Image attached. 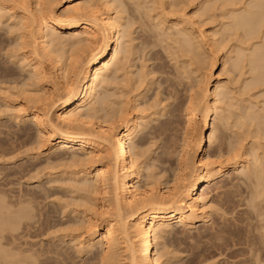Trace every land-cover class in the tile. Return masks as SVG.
<instances>
[{
    "label": "bare ground",
    "instance_id": "1",
    "mask_svg": "<svg viewBox=\"0 0 264 264\" xmlns=\"http://www.w3.org/2000/svg\"><path fill=\"white\" fill-rule=\"evenodd\" d=\"M3 1L0 0V8L2 7L3 10L6 9V11L11 12L12 7L6 6L5 8ZM18 1L16 0L17 3H15L13 0V3L19 4L20 1L19 3ZM65 1L66 4L62 14L55 12L61 0H33L30 6H24L21 3L25 2L21 0L20 4L23 6L18 5L21 8L18 17L15 18L14 27L22 32L17 36V45L20 46V49L28 45L31 48L28 51V55L30 54L33 57L31 59L33 61L28 65L31 66V73L34 76V78L32 76V79H35L34 83L40 82L37 83L40 84V87L38 86L40 92H37V94L34 92L35 94L31 97L28 94L29 99L26 98L25 100L32 104L26 103L31 105L29 110H26L19 103L16 111L17 114L22 112L19 115L21 117H19L20 120H32L35 130L46 140L49 151H60L62 154H68V160L71 163H77L82 167L76 173L80 178L76 177L74 179L77 189L85 194L82 202L92 207L95 205V199L91 195H100L101 206L98 210L94 209L95 216H98L97 220L83 216V220L88 226V232L86 231L85 240L80 243L85 245L86 253H90L89 259H87L88 263L113 264L117 256H119L117 251L123 249L126 253L128 264H166L168 256L161 252H155L157 249L155 246H158L167 228L173 224L191 227L194 223L206 221L208 215L200 209V202H204L205 196L210 192L212 180L226 172L229 173V171H235L239 168H242L245 178L248 181L250 180L249 184L253 182V186L250 185L249 191H246L247 196L239 198L241 204H243L241 201L243 198L245 200L244 203L247 201L246 208L249 211H245V209L236 211V207L241 205L238 204L239 201L238 203L235 202L240 194L237 195L238 197L235 194L236 199L233 198L234 194H232L233 196L231 195L230 189H236L235 186L237 185L232 183L229 186L231 188L222 192L224 197L222 199L227 205L222 201L224 206H226L225 210L228 207L231 214L234 215L236 213L238 216L237 221L243 226H245L244 223L250 217L252 218L253 210L254 214L255 211L259 212L260 210L263 213L264 158L258 157L257 153L253 154V150L251 159L248 160L244 153H239L237 146L233 144L229 146L227 144L226 133L213 121L216 119V117H213L217 110L216 102L226 87L218 80L212 91L215 97L214 101L208 100L210 94L208 93L207 83L202 87L200 99L196 100L191 95L187 100L186 106L189 110L190 118H188V125L190 126L193 123L191 120L195 119V112L202 109V111L200 110L201 115L198 122L200 124H192L193 127L191 129L196 132L195 134L188 130L189 127H187V130L191 132L187 137H190V140L195 142V144L189 147V152L182 151L179 157L178 173L174 178V182L167 186L165 192H161V190L156 188L142 187L140 183L143 169L141 162H138V155L136 154L134 157L129 158V151L135 145L137 147L144 144L150 134L157 137L167 135L176 126V111L179 105H175L171 109L168 119L162 120L147 132H142V129L147 124L145 121H139L143 120L142 118L132 117L127 119L125 117L126 109L119 97H116L109 110L105 107L102 109L105 114H99L100 109L96 107H98L97 105H102L104 101L99 93V85L109 80L110 74H117L122 71L134 52L133 38L130 37L133 33L131 30L132 23L130 21L126 23L122 21L124 18L122 16V13H124L122 3L114 6V9H116L114 12H111L109 6L99 12L96 0H77L76 3H73V0ZM223 2L232 7L228 15L229 22L223 29L224 32L230 30L240 31V34L236 33L240 37L238 40L241 39L239 43L246 45V47L239 46L235 51L233 66L238 67L246 60L249 73L251 74V80L247 85L255 86L263 83L264 0H223ZM105 5H109V2L106 1ZM136 5L141 4L136 2ZM183 21V19L172 20V24L168 29H173V26L177 28L176 37L172 41L176 44L178 50L199 58V51L203 45H206V39H204V35L201 32H193L192 27L181 26ZM163 23L164 21L161 20L154 24V28L157 30L156 42L162 41L165 37L171 35V32L165 31L164 33L163 29L159 27ZM215 35L214 33L209 35L210 38L207 40L214 46H218ZM124 38L126 39L125 41H123ZM251 40H256V43H251ZM143 41L144 48L156 43L147 39ZM54 48L62 51L68 48L67 50H70L71 54H67L62 59L55 55ZM140 50L143 49L140 47ZM43 60L49 61V67L43 65ZM214 60L211 62V67H213ZM223 65H225V61ZM0 69H2L0 72L4 73L8 68L1 67ZM9 71H7V74L5 73L6 75L3 78H0V81L5 82L8 76H11V74L9 75L11 69ZM1 73L0 76L2 77L3 73ZM12 73H15V71ZM15 74L17 75V72ZM15 74L11 77L14 78ZM5 76L7 77L6 79H4ZM14 79L16 82V78ZM9 80H12V78L8 79V82ZM57 105L59 106L58 112L54 113L53 109ZM245 116L247 120L255 122L260 126V129L264 130V109L262 114L256 111H246ZM94 118L100 119L101 122H95ZM238 124L242 127L244 121L240 120ZM24 131L28 133L27 129ZM23 132L20 135H23ZM214 141H218V158L223 157L224 153L227 154L225 161H212L213 157L217 156V152H208L204 156L203 151L212 147ZM160 161L161 164H164L167 160L164 158ZM16 173L18 174V172ZM219 182L213 184L216 189L220 186H228L226 182H223V184ZM161 184L165 185V182L162 181ZM40 190L42 191V188ZM41 193L37 196L36 191V197H39V199L41 198L40 196L48 197L47 191V194H43L44 196ZM35 194H31L32 196L30 197L35 199ZM27 196L24 195L25 198L21 196L23 198L22 201L19 198V202L29 204V200H24L28 198ZM3 198H0V239L8 242L13 240L14 233L21 228V225L32 228V223L30 224L28 221L33 216H31V210L28 208L30 210L28 211L25 208L26 205L25 207L24 204L21 205L19 203L18 205V200L15 202L19 209H17L18 206L16 207V205L14 207L15 210L12 209V201L10 202V208L9 206L6 207L9 201L5 202L3 200L4 206L1 203ZM34 199L32 200L34 201ZM89 207L83 212L85 213L89 210ZM199 211L202 215H198ZM44 215L47 217L51 214ZM44 215L40 214L39 217L43 218ZM255 215L259 217L260 214L256 213ZM45 216L44 218L46 219ZM251 218L245 224L249 225ZM251 225H249L250 228ZM249 227L247 226V228ZM222 228L215 231V233L219 234H216L215 238L219 237L221 233L223 235L224 232L222 230H225ZM254 228L256 227L254 226ZM231 230L227 232L229 233ZM220 231L221 233H219ZM250 231L247 232L249 235H251ZM236 235L237 233L234 236L236 237ZM262 236L264 238V235ZM16 237L18 238L17 234ZM8 238L11 239L9 240ZM1 240L0 245L5 243L1 242ZM260 241H263V245L264 240L260 239ZM7 242L6 246L8 245ZM14 242L16 241L14 240ZM14 242L9 243L14 244ZM12 244L8 246L12 247ZM4 245L1 246L5 248L6 246L4 247ZM14 245L17 249L20 248L18 245ZM259 245L261 246L260 243ZM1 246V264H23L25 260L27 262V258L23 259L22 257L30 248L25 249V254L22 253L23 256H21L22 254H19L24 249H21L23 250L21 251L15 248V252L13 251L14 248L10 249L12 250L10 251L7 246L8 248L3 250ZM249 246H252V244ZM249 246L247 247L249 248ZM258 248L263 250L262 247ZM260 250L258 252L256 250V253H253L258 255L261 252ZM44 251L46 252V250ZM44 251H41L42 253L40 254H43ZM58 251L56 250V252ZM52 252L53 254L55 253V256H63V252L56 254L52 249L48 254ZM17 253L18 256H16ZM30 253L33 254L29 250L28 254L31 255ZM40 254L38 251V255L36 253L37 258L33 256L35 253L31 256L36 261ZM257 255L254 259L258 258ZM42 256L40 255L39 257ZM65 256V259L68 258ZM32 257L28 259L31 260Z\"/></svg>",
    "mask_w": 264,
    "mask_h": 264
},
{
    "label": "rangeland",
    "instance_id": "2",
    "mask_svg": "<svg viewBox=\"0 0 264 264\" xmlns=\"http://www.w3.org/2000/svg\"><path fill=\"white\" fill-rule=\"evenodd\" d=\"M19 1L21 3V0ZM106 1L109 2V5H105ZM14 2L17 3L16 0ZM22 2H25L21 3L24 6H30L33 0H22ZM65 2V0H61V3L57 5L55 9L57 14H62ZM72 2L76 3L77 0ZM136 2L141 5H136ZM15 3H13V0H4V7L11 6L12 10L8 12L6 9L3 10L2 7V10H0L2 16H0V68H8V72L11 69L9 75L14 76L17 72V75H15L19 77L18 79L16 76L14 77L17 80L16 82L11 76H8V79L12 78L13 81L9 80L8 82L6 76L4 78L6 79L5 82L0 81V198L4 197L1 199V203L4 205L3 200L5 202L9 201L6 207H10L12 201L13 205L11 204V207L15 210V205L17 207L20 203L19 198L22 201L24 195L27 196L28 194V198L26 197L27 199L24 200H29V204H24V202L20 204H24V207L26 205L25 208L31 210L33 218L28 222L32 223L34 227L31 225L32 228L28 227V229L26 226L21 225V228L14 233L12 241H16L14 244L18 245L20 250L24 249V251L21 250L23 252L20 251L19 255L25 254L27 248H30L29 250L33 254L35 253V255L30 254L36 258L38 251L39 254L44 250L46 252L50 250L48 252L50 253L51 249L54 252L56 250H62L60 252H63V256L58 257L53 252L45 254L44 251L43 254H40L44 256L39 257V255L38 259L35 258V261L28 254V250L27 255L25 254L27 257L21 255L23 259L27 258V262L23 260V264H89L87 259H89L90 253H86L85 245L80 243L85 240L88 232V226L84 222L83 216L97 220L98 216H95L94 209L98 210L101 206L100 195H91L95 199L94 206L85 205L86 203L82 202L85 194L77 189L74 182L76 177L80 178L76 173L82 167L77 163H71L68 160V154H62L60 151H49L46 140L35 130L32 120H20L19 115L22 112L17 114L16 109H18L19 103L26 110L30 109L32 104L29 101L26 102L25 99H29L33 94L40 92V84H37L40 82L35 84V79H32L33 74L29 65L32 63L33 60L31 59L33 57L30 54L28 55L31 48L28 45V48L20 49V46L17 45V36L22 31L18 29L17 31L14 27L15 18L20 13L21 7L19 6L23 5ZM96 3L99 12L107 9V6H109L111 12H114L116 4H123L124 13H122V16L124 18L122 21L132 23L131 30L133 33L130 37L133 38L132 44L134 46V52L125 64L124 69L117 74H110L109 80L99 85V93L102 100H104L102 105L96 107L100 109L99 114H105L102 109L105 107L109 110L116 97H119L126 109L125 117L127 119L132 117L142 118L143 120L139 121L147 123L142 132H147L162 120L168 119L171 109L175 105H179L176 111V126L174 125L175 127L167 135H164L165 137L150 134L144 144L137 147L135 145L129 151V158L134 157L136 154L138 155V162H141L143 169L140 183L143 188H156L161 192H165L167 186L174 182V178L178 173L179 157L182 151L189 152V147L195 144L190 140V137H187L191 133L188 130L192 131L191 128L194 123L200 124L198 122L202 109L195 112V119L191 120L193 123L190 126L188 125L190 118L186 106L187 100L191 95L196 100L200 99L202 87L207 83L208 93L210 94L208 100L214 101L215 97L212 91L217 80L226 87L216 102L217 110L213 115L216 119L213 121L226 133L227 144L237 146L239 153H244L248 160L251 159L253 150V154L257 153L258 157L264 158V130L260 129V126L255 122L247 120L245 116L246 111H256L262 114L264 109V82L255 86L247 85L251 80V74L246 60L238 67L233 66L235 51L239 46L246 47V45L239 43L241 39L238 40L240 37L237 34H240V31L230 30L224 32L223 30L229 22L228 15L232 9L231 5L224 4L223 0H96ZM181 19L184 20L181 26L192 27L193 32H201L204 39H206V45H203L199 51V58L178 50L176 44L172 41L176 37L177 28L174 26L173 29L168 28L171 26L172 20ZM161 20L164 23L159 27L163 29L164 33L165 31L171 32V35H168L162 41L156 42L157 30L154 28V24ZM213 33L216 34L218 46H214L207 40L210 38L209 35ZM145 39L157 44L144 48L143 40ZM125 40L124 38L123 41ZM250 42L256 43V40ZM140 47L143 50H140ZM67 49L65 50L67 52L64 53V50L63 52L54 48L55 55L64 59L67 54H71V51ZM213 60L215 62L211 67ZM224 61L225 65H223ZM49 64L48 60H43V65L49 67ZM7 71L2 72L3 74L0 72L3 75L0 78H3ZM14 71L15 73H12ZM10 81L12 82L10 83ZM30 84L32 85L29 86ZM58 107V105L55 106L54 111H52L54 113L58 112ZM93 120L98 123L101 122L98 118ZM240 120L244 121L242 127L238 124ZM187 127H189L188 130ZM26 129L28 133L24 131ZM21 132L27 135H20ZM195 133L193 132V134ZM217 146L218 141H214L212 147L203 151L204 156L208 152H217V156H214L212 161H225L227 154L224 153L223 157L219 159ZM164 158L167 161L161 164L160 160ZM162 181L165 182V185L161 184ZM219 181L221 184L223 182L228 183V186H220L221 188L217 187L216 189L213 184ZM249 181L245 178L242 168L229 171V173L226 172L213 179L210 192L205 196L204 202H200V209L208 215L207 220L194 223L191 227H182L180 224H173L168 227L158 246H155L157 248L155 252H161L168 256L166 264H264V244L262 245L263 241H260V239L264 240L262 238V235H264V228L262 229L264 227V210L263 213L261 210L259 212L255 211V214L259 213L261 215L259 217H256L254 210L252 211L253 214H250L252 218L249 216L251 218L250 223L253 225L252 227L249 223L251 229L249 225L245 224L248 220L250 221V218L243 226L237 221L238 216L236 213L231 214L228 207L225 210L227 205L222 199V192L231 188L229 186L232 183L237 186H235L236 189H230L231 195L234 194L232 196L236 199L235 194L236 196L240 194L241 196L238 195L239 197L237 196L238 199L235 202L238 203L239 201L238 204H241L239 198L246 197V191H249L250 185L253 186V182L249 184ZM39 187L42 188L43 192ZM36 191L37 196L40 195L39 193L42 192L43 195L47 191L48 197L43 195L44 197L40 196L39 199V197H36ZM30 193L35 194V199L30 197L32 196ZM32 199L34 201L38 200L34 202ZM17 200L18 205L16 204ZM243 200H241L243 204L236 207V211L248 210L246 208L248 203L247 201L244 203L245 200ZM87 207H89V210L84 213L83 211ZM17 209H19V206ZM29 209L28 211H30ZM40 214L51 215L47 216L50 218L44 215L45 219L44 216L40 218ZM198 215H202L200 211ZM221 227L226 232L221 229L224 232L223 235L220 231L221 235L215 238L216 234L219 235L215 231ZM236 228L244 229L239 230ZM229 230L231 231L228 233ZM247 230H251V235L247 233ZM236 233L238 236L235 237ZM242 234L246 235L243 236ZM4 240L6 239L4 238ZM12 241L1 240V242H5L1 245L5 244V247L7 242L11 246L12 243L9 242ZM14 244H12V247L7 245L9 250L14 248L13 251H15ZM250 244L252 246H249ZM7 246L5 248H8ZM258 247H262L263 250ZM19 249L16 248V250ZM255 249L257 252L259 250L261 252L258 255L256 254L258 258L254 259L256 257L254 254L256 253ZM59 251L56 254L60 253ZM18 253L15 255L18 256ZM117 253L119 256L113 264H128L123 249L118 250ZM64 256L68 257L67 260ZM30 257H32L31 260L28 259Z\"/></svg>",
    "mask_w": 264,
    "mask_h": 264
}]
</instances>
